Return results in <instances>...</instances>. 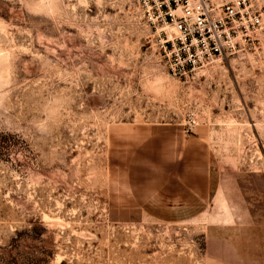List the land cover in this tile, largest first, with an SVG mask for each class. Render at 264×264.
I'll return each mask as SVG.
<instances>
[{
	"label": "rangeland",
	"instance_id": "rangeland-1",
	"mask_svg": "<svg viewBox=\"0 0 264 264\" xmlns=\"http://www.w3.org/2000/svg\"><path fill=\"white\" fill-rule=\"evenodd\" d=\"M257 3L254 45L183 81L163 68L137 0H0V264H222L207 239L220 201L237 226L264 227ZM150 126L206 146L224 197L202 217H111L109 150Z\"/></svg>",
	"mask_w": 264,
	"mask_h": 264
},
{
	"label": "crops",
	"instance_id": "crops-1",
	"mask_svg": "<svg viewBox=\"0 0 264 264\" xmlns=\"http://www.w3.org/2000/svg\"><path fill=\"white\" fill-rule=\"evenodd\" d=\"M136 135L134 143L109 150L110 165L115 167L111 174L119 182L109 202L115 221L189 222L202 217L210 201L219 203L224 197L220 180L210 172L204 144L160 126ZM220 208L219 223L207 227L214 232L207 233L214 259L222 264H264V227L249 221L245 227L237 226L221 201Z\"/></svg>",
	"mask_w": 264,
	"mask_h": 264
},
{
	"label": "built area",
	"instance_id": "built-area-1",
	"mask_svg": "<svg viewBox=\"0 0 264 264\" xmlns=\"http://www.w3.org/2000/svg\"><path fill=\"white\" fill-rule=\"evenodd\" d=\"M167 74L188 81L216 60L243 54L263 28L257 0H137Z\"/></svg>",
	"mask_w": 264,
	"mask_h": 264
},
{
	"label": "bare ground",
	"instance_id": "bare-ground-1",
	"mask_svg": "<svg viewBox=\"0 0 264 264\" xmlns=\"http://www.w3.org/2000/svg\"><path fill=\"white\" fill-rule=\"evenodd\" d=\"M213 63H214V62H213ZM213 63H212V64H213ZM209 66H210V65H209Z\"/></svg>",
	"mask_w": 264,
	"mask_h": 264
}]
</instances>
